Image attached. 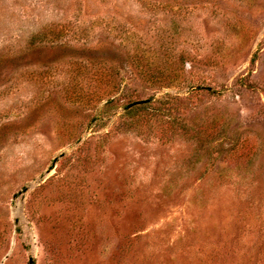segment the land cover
Returning a JSON list of instances; mask_svg holds the SVG:
<instances>
[{"label":"rangeland","instance_id":"374dc122","mask_svg":"<svg viewBox=\"0 0 264 264\" xmlns=\"http://www.w3.org/2000/svg\"><path fill=\"white\" fill-rule=\"evenodd\" d=\"M0 264H264V0H0Z\"/></svg>","mask_w":264,"mask_h":264},{"label":"trees","instance_id":"16d2710c","mask_svg":"<svg viewBox=\"0 0 264 264\" xmlns=\"http://www.w3.org/2000/svg\"><path fill=\"white\" fill-rule=\"evenodd\" d=\"M113 103H114V100L107 102L106 105H107V107H110L111 108V106H112Z\"/></svg>","mask_w":264,"mask_h":264}]
</instances>
